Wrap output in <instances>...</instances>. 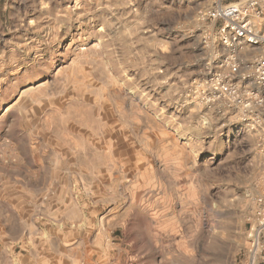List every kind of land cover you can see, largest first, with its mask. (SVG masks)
<instances>
[{
  "label": "rangeland",
  "instance_id": "374dc122",
  "mask_svg": "<svg viewBox=\"0 0 264 264\" xmlns=\"http://www.w3.org/2000/svg\"><path fill=\"white\" fill-rule=\"evenodd\" d=\"M218 1L0 0V264H249L264 111L211 80L264 49Z\"/></svg>",
  "mask_w": 264,
  "mask_h": 264
},
{
  "label": "built area",
  "instance_id": "2783aa9c",
  "mask_svg": "<svg viewBox=\"0 0 264 264\" xmlns=\"http://www.w3.org/2000/svg\"><path fill=\"white\" fill-rule=\"evenodd\" d=\"M202 17L218 26L217 33L227 48L233 49L237 44L245 43L252 49H264V0H220ZM231 74L232 78L237 75L243 82L256 84L260 92L244 91L233 82L215 77L211 80L214 95L247 107L255 104L264 111V53L234 62ZM258 204L249 234V264H264V193L258 198ZM123 253L124 257H111L103 264H137L129 250L124 249Z\"/></svg>",
  "mask_w": 264,
  "mask_h": 264
},
{
  "label": "bare ground",
  "instance_id": "6f19581e",
  "mask_svg": "<svg viewBox=\"0 0 264 264\" xmlns=\"http://www.w3.org/2000/svg\"><path fill=\"white\" fill-rule=\"evenodd\" d=\"M239 44H243V43H239ZM248 45V44H247Z\"/></svg>",
  "mask_w": 264,
  "mask_h": 264
}]
</instances>
